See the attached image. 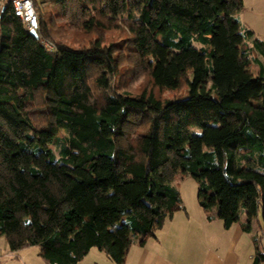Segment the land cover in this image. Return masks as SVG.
I'll return each instance as SVG.
<instances>
[{
	"label": "trees",
	"instance_id": "obj_1",
	"mask_svg": "<svg viewBox=\"0 0 264 264\" xmlns=\"http://www.w3.org/2000/svg\"><path fill=\"white\" fill-rule=\"evenodd\" d=\"M35 6L39 38L11 0L0 10L9 252L36 246L47 264H77L99 248L127 264L133 238L156 236L186 209L178 185L192 176L209 220L216 208L230 228L242 210L262 209L253 264H264V36L242 26L244 0ZM139 79L137 89L124 83Z\"/></svg>",
	"mask_w": 264,
	"mask_h": 264
},
{
	"label": "crops",
	"instance_id": "obj_2",
	"mask_svg": "<svg viewBox=\"0 0 264 264\" xmlns=\"http://www.w3.org/2000/svg\"><path fill=\"white\" fill-rule=\"evenodd\" d=\"M6 1L0 0V10ZM245 27L253 30L249 24ZM197 204L199 207L191 210L186 202V209L176 212L172 218L168 219L156 236L133 238L127 251L126 263L253 264L256 249L253 239L262 233L260 211L256 216L250 217L243 210L239 221L230 228H226L223 220L217 216V210L216 216L209 220L198 199ZM247 221L251 225L249 231L243 229V224ZM7 249L9 250V246ZM7 249L5 251L9 253ZM19 253L24 262L12 261L11 264H47L39 256V251L31 247ZM77 264H114V262L104 251L92 248L89 254Z\"/></svg>",
	"mask_w": 264,
	"mask_h": 264
},
{
	"label": "rangeland",
	"instance_id": "obj_3",
	"mask_svg": "<svg viewBox=\"0 0 264 264\" xmlns=\"http://www.w3.org/2000/svg\"><path fill=\"white\" fill-rule=\"evenodd\" d=\"M244 3H245L246 8L245 9L243 8V10L240 12V16H239V19L241 21L242 26L245 27L246 24H249V26L254 30V32L256 33L257 36L263 37L264 36V0H244ZM252 8H254L253 11H252ZM107 36L111 37V38H115V39L116 38L120 39L119 34L115 33V32L107 34ZM107 36L106 37L104 36V39L106 41L109 39V38H107ZM126 67H127V65H125V64H123L121 66V70H123V72L125 74L127 73ZM248 72L255 76L259 73V68L257 65H252L251 67L248 68ZM115 82L118 83L119 78H116ZM124 83H127L126 85H128V87H133L134 89H137L140 87V85L142 83V79H139L137 81H128L127 80ZM251 101L255 102V103H260L261 102L260 95L259 94L252 95ZM142 141L146 142L147 140L142 139ZM50 146L53 147L55 149L56 153L59 155V149L54 144H52ZM178 186L180 187V191L182 193V196L186 200V202L188 203L189 208L192 210V208L196 209V207H199L197 204V199H198L197 198V195H198V183H197V181L192 176H188L185 178V180L179 182ZM211 214L213 216H216V208H214L211 211ZM262 217H263V212H262V209H260L261 221H262ZM157 233H159V231H157ZM7 247L8 246H7L6 238L4 236L0 237V255L2 256L0 258V264H11L12 261L24 262V260L21 258V255L19 252H17V253H13V252L6 253L5 250L7 249ZM31 248L37 252L39 251V248L36 246L31 247ZM25 261H26V259H25Z\"/></svg>",
	"mask_w": 264,
	"mask_h": 264
},
{
	"label": "built area",
	"instance_id": "obj_4",
	"mask_svg": "<svg viewBox=\"0 0 264 264\" xmlns=\"http://www.w3.org/2000/svg\"><path fill=\"white\" fill-rule=\"evenodd\" d=\"M15 14L21 18L26 28L29 30H39V15L36 10L35 0H11ZM45 47L49 50L52 44L45 42Z\"/></svg>",
	"mask_w": 264,
	"mask_h": 264
},
{
	"label": "water",
	"instance_id": "obj_5",
	"mask_svg": "<svg viewBox=\"0 0 264 264\" xmlns=\"http://www.w3.org/2000/svg\"><path fill=\"white\" fill-rule=\"evenodd\" d=\"M30 32H31L34 36H36L37 38H39V34H38V32H37L36 30L32 29V30H30Z\"/></svg>",
	"mask_w": 264,
	"mask_h": 264
}]
</instances>
